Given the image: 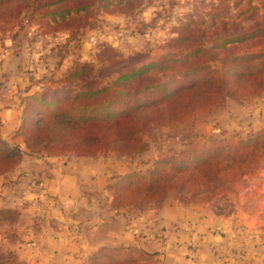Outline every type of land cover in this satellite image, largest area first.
Returning a JSON list of instances; mask_svg holds the SVG:
<instances>
[{"label": "rangeland", "instance_id": "374dc122", "mask_svg": "<svg viewBox=\"0 0 264 264\" xmlns=\"http://www.w3.org/2000/svg\"><path fill=\"white\" fill-rule=\"evenodd\" d=\"M38 1L49 0H0V100L7 105L4 99L13 91L16 101L22 100L17 129L22 125L23 101L50 83L52 86L81 87L80 82L91 75L99 77L112 72L117 75L120 68H138L150 61L185 56L189 51L187 46H196V41H201L206 49L213 47L221 58L230 59L236 54L264 50V30L249 36L250 28L258 22L264 27V0H100L95 3L92 0H66L70 7L88 1L91 6L79 14L72 11L64 20L52 15L55 9L52 5H41L32 13L30 4ZM241 31L246 34L244 39L224 38L230 32ZM199 55L197 52L191 58ZM211 63L221 66L219 60ZM244 63L250 64L251 70L259 71L264 67V58L248 59ZM82 64L87 66L83 68ZM148 69L149 74L160 78L173 71L171 68L163 72L157 68ZM73 70L77 75L70 76ZM229 77L234 79V75ZM239 83L247 86L249 82L240 80ZM255 97L259 96H244L238 101ZM227 109L228 106L212 105L184 121L151 129L143 136L149 145L147 150L141 151V146H138L98 153L116 152L137 157L141 168H137L135 173L149 175L157 165L155 161L164 156L231 143L229 135L237 132L227 131ZM35 117L36 113L31 123ZM230 124L237 125L236 122ZM246 133L243 134L245 136L239 135L246 138L252 131ZM64 154L82 156L74 151ZM19 163L7 171L6 176ZM140 178L128 179L126 186L116 191L122 204L143 200L145 203L140 207L153 206L155 202L150 199L146 183ZM8 181L13 182V179L8 178ZM207 202L214 211L224 215L236 214L242 208L249 213L260 214L258 226L260 232H264V175L245 176ZM18 222L16 211L0 208V264H20L11 250L12 244L19 239L14 228ZM147 228L152 229V226L147 225ZM165 231L163 243L169 239L168 233L173 232ZM189 238L188 247L195 253L200 247L198 237ZM241 249L239 251L243 255ZM234 258L238 257L234 255ZM147 259L151 264L155 263H152V257L118 247L109 248L102 256H95L91 264H144L143 260Z\"/></svg>", "mask_w": 264, "mask_h": 264}, {"label": "crops", "instance_id": "0c3cea01", "mask_svg": "<svg viewBox=\"0 0 264 264\" xmlns=\"http://www.w3.org/2000/svg\"><path fill=\"white\" fill-rule=\"evenodd\" d=\"M13 93L4 99L7 105L0 100V136L18 145L23 158L9 175H0V208L19 215L14 227L19 239L10 248L20 264H91L115 247L135 250L158 264H264L260 214L242 208L224 215L207 201H181L175 189L150 207L122 204L116 191L141 168L137 157L27 152L23 137L16 135L21 114ZM220 106H228L227 131L237 132L229 135L232 144L245 138L239 134L264 130V97L243 102L227 98ZM252 174L264 175V155L245 176ZM164 229L173 232L160 243L157 237L167 233ZM190 236L198 237L195 253L187 244Z\"/></svg>", "mask_w": 264, "mask_h": 264}, {"label": "trees", "instance_id": "16d2710c", "mask_svg": "<svg viewBox=\"0 0 264 264\" xmlns=\"http://www.w3.org/2000/svg\"><path fill=\"white\" fill-rule=\"evenodd\" d=\"M65 1H38L30 6H33L32 13L41 5L55 6L52 15L60 16L61 20L72 11L79 14L91 6L88 1L70 7ZM96 1L100 0L92 3ZM263 30L258 22L250 28L249 36ZM245 35L242 31L230 32L224 38L244 39ZM195 43L194 47L187 46L189 51L185 56L150 61L138 68H120L117 75L113 72L99 77L91 75L80 82L81 87L50 83L23 101L22 125L16 135L23 137L30 154L62 155L74 151L89 156L103 150L138 146L144 151L149 145L143 136L153 128L184 121L201 109L222 105L227 98L264 96V67L253 71L250 64L244 63L248 59L264 58V50L236 54L229 59L221 58L213 47L206 49L201 41ZM197 52L200 55L191 58ZM217 60L220 67L211 63ZM86 66L82 64L83 68ZM150 67L159 72L170 68L173 71L160 78L149 74ZM71 72L70 76L77 75L75 70ZM233 75L231 79L229 76ZM240 80L249 83L243 86ZM17 102L20 107L22 100ZM34 113L36 117L31 123ZM262 155L264 130L241 139L238 144L219 143L208 149L182 150L164 156L155 161L157 165L149 175L133 173L127 180L141 177L150 199L158 204L168 189H175L181 201H209L254 171ZM22 158L23 151L18 145L0 136V175H6ZM142 203L145 201L131 204ZM163 237L159 234L157 238L163 243Z\"/></svg>", "mask_w": 264, "mask_h": 264}]
</instances>
